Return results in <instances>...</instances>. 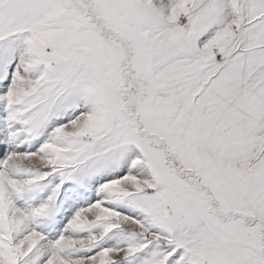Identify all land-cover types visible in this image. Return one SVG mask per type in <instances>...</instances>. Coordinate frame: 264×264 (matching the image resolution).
I'll list each match as a JSON object with an SVG mask.
<instances>
[{
  "label": "snow or ice",
  "instance_id": "1",
  "mask_svg": "<svg viewBox=\"0 0 264 264\" xmlns=\"http://www.w3.org/2000/svg\"><path fill=\"white\" fill-rule=\"evenodd\" d=\"M0 264H264V0H0Z\"/></svg>",
  "mask_w": 264,
  "mask_h": 264
}]
</instances>
